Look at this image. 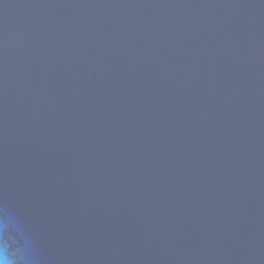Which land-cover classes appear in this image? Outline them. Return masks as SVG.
<instances>
[{
    "label": "water",
    "instance_id": "obj_1",
    "mask_svg": "<svg viewBox=\"0 0 264 264\" xmlns=\"http://www.w3.org/2000/svg\"><path fill=\"white\" fill-rule=\"evenodd\" d=\"M0 248L264 264V0H0Z\"/></svg>",
    "mask_w": 264,
    "mask_h": 264
},
{
    "label": "clouds",
    "instance_id": "obj_2",
    "mask_svg": "<svg viewBox=\"0 0 264 264\" xmlns=\"http://www.w3.org/2000/svg\"><path fill=\"white\" fill-rule=\"evenodd\" d=\"M0 264H17V260L13 255L0 248Z\"/></svg>",
    "mask_w": 264,
    "mask_h": 264
}]
</instances>
